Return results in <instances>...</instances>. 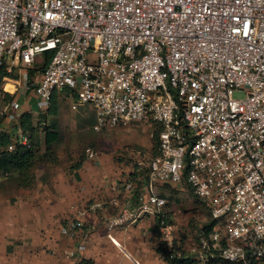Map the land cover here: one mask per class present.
Segmentation results:
<instances>
[{"label":"built area","instance_id":"2783aa9c","mask_svg":"<svg viewBox=\"0 0 264 264\" xmlns=\"http://www.w3.org/2000/svg\"><path fill=\"white\" fill-rule=\"evenodd\" d=\"M48 52L38 78L3 87L4 120L43 112L67 89L93 109L97 130L157 133L146 176L120 186L144 185L140 201L105 219L108 231L158 218L160 259L179 257L157 187L186 185L213 223L188 251L197 264H264V0H0L2 81ZM18 144L29 146L21 134ZM102 208L80 207L60 232L86 237L85 219ZM84 250L78 240L68 255Z\"/></svg>","mask_w":264,"mask_h":264},{"label":"crops","instance_id":"0c3cea01","mask_svg":"<svg viewBox=\"0 0 264 264\" xmlns=\"http://www.w3.org/2000/svg\"><path fill=\"white\" fill-rule=\"evenodd\" d=\"M19 72L23 80L22 70ZM135 126L138 125L129 129ZM140 127L151 129L152 126L140 124ZM5 132L20 134L19 131ZM156 154L157 150H154L152 156ZM139 169L117 162L111 152H96L93 159L85 158L77 167H56L49 174L36 175L30 189L1 192L0 264H169L162 261L156 251L162 244L155 218L144 216L132 225L112 231L104 225L105 219L117 215L121 208L134 209L139 203L144 185H136L132 193L120 189L125 181L136 182ZM184 186L158 185L157 191L167 200L169 189L179 194L184 191ZM95 201L102 202L103 208L85 219L82 232L87 236L79 235L75 240L64 236L60 229L75 219L80 207ZM161 211L173 223L174 240L179 248L188 252L196 242L188 247L176 236L178 224L185 226L187 221L171 213L173 211L167 205ZM78 240L85 242V250L72 258L68 251Z\"/></svg>","mask_w":264,"mask_h":264},{"label":"rangeland","instance_id":"374dc122","mask_svg":"<svg viewBox=\"0 0 264 264\" xmlns=\"http://www.w3.org/2000/svg\"><path fill=\"white\" fill-rule=\"evenodd\" d=\"M46 53L38 56L36 61L30 67L18 66L13 68L7 76L12 81H0V115L11 99L8 94H3L2 89L12 91L16 81L20 80V72L28 74L29 68L39 67L43 63V57ZM59 112L55 118V125L61 135V141L53 146L54 153L57 156L55 166H40L37 174L50 173L56 167L71 166L81 159H85L87 149H93L96 152H111L119 163H125L131 169L140 168L139 171L147 172V163L149 162L154 150H157V137L155 128L145 129L140 125L132 129H99L96 128L94 113L89 106H80L77 97L73 94H59ZM44 112V111H43ZM37 112L32 115L33 123L41 128L46 123L45 118H40ZM49 121V119H48ZM47 121V123H49ZM143 128V129H141ZM0 131H17L16 125L3 120L0 124ZM40 131V130H39ZM42 134H40V153H43L44 143ZM6 178V179H5ZM184 191L177 194L170 190V196L167 199V206L172 209L177 216L185 218L187 225L178 224L176 236L181 237L188 247L197 242L201 233L200 227L209 222V215L203 203H201L192 193L188 186H184ZM14 183L9 181L8 176L0 175V193L4 191L16 192Z\"/></svg>","mask_w":264,"mask_h":264},{"label":"trees","instance_id":"16d2710c","mask_svg":"<svg viewBox=\"0 0 264 264\" xmlns=\"http://www.w3.org/2000/svg\"><path fill=\"white\" fill-rule=\"evenodd\" d=\"M52 55V52L46 53L43 57V63L41 66L29 68L27 70L28 76L34 77L37 74H42L48 66ZM4 76H6L5 73L0 72V81ZM60 93H66L70 95L73 94L67 89L53 93L47 110L39 114V117L45 118L46 121V123H44L41 128L38 129V127L34 125L33 117L29 113H23L20 116L18 122L15 124L17 131L27 138L29 142L28 147L18 144L19 134H11L5 131L0 132V175L8 176L9 181L14 183L16 189H30L35 183L37 170L41 165L45 167L55 166L58 162L53 146L61 141V135L55 125V118L59 112V102L57 98ZM73 95L76 96L75 94ZM3 120L4 117L0 115V124ZM47 121L49 123H47ZM40 134H42V141L44 143L43 153H40ZM155 135L157 137L156 132ZM82 160L83 159L75 163L74 167L79 166ZM146 174L143 171H139L137 172V178L145 177ZM166 221L173 225L170 218L167 216ZM158 223L159 219L156 218V229H158ZM212 228L213 223L210 221L209 224L201 229V233L208 234ZM156 251L159 254L165 253L164 249H162L160 246L156 248ZM167 263L197 264L198 262L192 254L184 251L179 257H174L173 259L168 260ZM217 264H224V262L217 261Z\"/></svg>","mask_w":264,"mask_h":264}]
</instances>
